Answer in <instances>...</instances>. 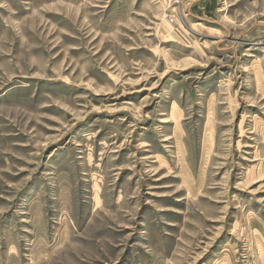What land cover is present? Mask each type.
<instances>
[{"label": "rangeland", "instance_id": "obj_1", "mask_svg": "<svg viewBox=\"0 0 264 264\" xmlns=\"http://www.w3.org/2000/svg\"><path fill=\"white\" fill-rule=\"evenodd\" d=\"M0 264H264V0H0Z\"/></svg>", "mask_w": 264, "mask_h": 264}]
</instances>
